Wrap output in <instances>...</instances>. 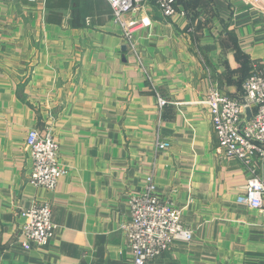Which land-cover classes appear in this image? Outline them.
Instances as JSON below:
<instances>
[{
	"label": "crops",
	"instance_id": "obj_1",
	"mask_svg": "<svg viewBox=\"0 0 264 264\" xmlns=\"http://www.w3.org/2000/svg\"><path fill=\"white\" fill-rule=\"evenodd\" d=\"M179 10L146 0L127 16L149 23L132 48L107 0H0V264H134L124 225L149 176L194 232L150 264H264V210L239 202L248 171L220 154L206 105L210 87L240 98L264 76V0ZM32 129L68 170L53 192L30 182ZM36 203L57 230L25 249L20 211Z\"/></svg>",
	"mask_w": 264,
	"mask_h": 264
},
{
	"label": "built area",
	"instance_id": "obj_2",
	"mask_svg": "<svg viewBox=\"0 0 264 264\" xmlns=\"http://www.w3.org/2000/svg\"><path fill=\"white\" fill-rule=\"evenodd\" d=\"M15 2L16 0H3ZM113 11V22L124 31L127 45L135 48L134 36L137 28L149 23L128 19L136 13L146 0H107ZM181 0H155V5L164 18L180 12ZM246 4L257 0H243ZM186 15L185 11L180 12ZM244 101V104L241 102ZM167 105L160 100L159 106ZM206 105L209 108L214 133L219 142V152L227 160L241 162L248 171L246 192L239 199L255 211L264 210V178L260 172L264 165V76L258 69L252 72L243 84L240 98L224 94L218 87H210ZM250 109L248 120L246 110ZM26 146L33 161L31 184L50 192L56 190L61 179L68 173L60 161V147L51 133L40 134L32 129L27 134ZM159 150L170 147L157 141ZM131 221L124 225L128 246L134 264H150L158 255L169 249L173 242H190L194 232L183 222V210L174 203L162 200L157 194L153 176L146 181L141 196L130 201ZM25 219L22 227V247H44L55 236L57 226L53 222L50 203H36L30 209L20 211Z\"/></svg>",
	"mask_w": 264,
	"mask_h": 264
},
{
	"label": "water",
	"instance_id": "obj_3",
	"mask_svg": "<svg viewBox=\"0 0 264 264\" xmlns=\"http://www.w3.org/2000/svg\"><path fill=\"white\" fill-rule=\"evenodd\" d=\"M241 102L244 104V101L243 100H241ZM246 114H247L248 120H250L251 119V111H250V109H247L246 110Z\"/></svg>",
	"mask_w": 264,
	"mask_h": 264
},
{
	"label": "rangeland",
	"instance_id": "obj_4",
	"mask_svg": "<svg viewBox=\"0 0 264 264\" xmlns=\"http://www.w3.org/2000/svg\"><path fill=\"white\" fill-rule=\"evenodd\" d=\"M22 231V230H21Z\"/></svg>",
	"mask_w": 264,
	"mask_h": 264
}]
</instances>
